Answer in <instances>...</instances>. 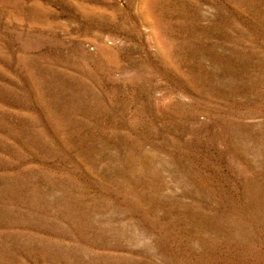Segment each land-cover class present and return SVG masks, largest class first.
Returning <instances> with one entry per match:
<instances>
[{"label":"rangeland","instance_id":"rangeland-1","mask_svg":"<svg viewBox=\"0 0 264 264\" xmlns=\"http://www.w3.org/2000/svg\"><path fill=\"white\" fill-rule=\"evenodd\" d=\"M0 264H264V0H0Z\"/></svg>","mask_w":264,"mask_h":264}]
</instances>
